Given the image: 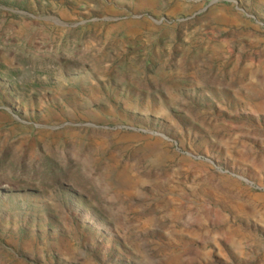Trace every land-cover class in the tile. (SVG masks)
Listing matches in <instances>:
<instances>
[{"label": "rangeland", "instance_id": "obj_1", "mask_svg": "<svg viewBox=\"0 0 264 264\" xmlns=\"http://www.w3.org/2000/svg\"><path fill=\"white\" fill-rule=\"evenodd\" d=\"M0 264H264V0H0Z\"/></svg>", "mask_w": 264, "mask_h": 264}]
</instances>
